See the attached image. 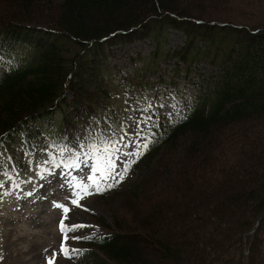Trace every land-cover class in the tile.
Segmentation results:
<instances>
[{
    "label": "trees",
    "instance_id": "1",
    "mask_svg": "<svg viewBox=\"0 0 264 264\" xmlns=\"http://www.w3.org/2000/svg\"><path fill=\"white\" fill-rule=\"evenodd\" d=\"M230 1L0 0V60L8 63L0 71L1 152L16 140L25 154L40 143L71 147L108 106L122 64L152 58L156 68L172 63L201 77L197 103L183 100L190 109L173 123L160 118L135 161L145 175L99 195L122 196L120 209L132 214L116 212L114 225H99L106 233L82 241L92 264L240 259L244 236L264 213V24L213 17ZM174 30L184 39L172 46ZM137 39L152 49L123 50ZM173 165L175 178L153 191ZM259 228L262 242L253 241L263 247L264 216Z\"/></svg>",
    "mask_w": 264,
    "mask_h": 264
},
{
    "label": "rangeland",
    "instance_id": "2",
    "mask_svg": "<svg viewBox=\"0 0 264 264\" xmlns=\"http://www.w3.org/2000/svg\"><path fill=\"white\" fill-rule=\"evenodd\" d=\"M206 6L212 7L210 4L203 7ZM215 8L218 9V7ZM219 8L223 11L213 17L225 22L247 20L252 24H264V0H231L227 5ZM171 38V45L175 46L183 43L184 35L174 30L171 31ZM151 49L152 46L147 45L141 39L123 47L124 51L132 53L149 52ZM7 65L6 60H0V71ZM122 66V72L118 74L120 79H114L112 82L108 106L97 110L94 119L87 124L86 130L77 132L75 142L80 137L86 140L98 126L100 131H104L111 125L112 130L118 133L120 123L126 117H129L126 122L129 130H132L131 113L125 112L126 99L162 96L163 99L169 101V106H171V98L167 95L171 92L178 101L175 109H172L171 117L184 115L190 109V105L194 106L197 103L201 86L199 82L201 77L199 78L197 73L194 76L196 80H192L187 77L182 67L173 70L172 63L163 62L159 68H156L152 58L141 59L134 66L132 63L122 64ZM207 72H209L208 68ZM199 73L202 74V71L199 70ZM125 93L129 95L126 96ZM183 100L189 106L183 104ZM152 103L156 104L158 101L153 99ZM160 118H165L163 112ZM16 141L10 144L6 151H0V182H2L0 183V264H49V258L53 257L54 250L56 255L53 258V264H92L94 253L85 248L82 242L84 239L63 241L69 249L75 250L70 252L68 257L60 251L63 239L60 231L61 217H66L65 224L85 225L86 227L78 228L75 232H68V235L87 239L106 233L107 230L101 226L106 220L114 225L112 220L116 212L119 216L127 218L132 212L128 210L124 213L123 208L120 209L122 196L111 193L99 197L102 192L91 191V194L79 199L82 207L71 204L69 200L71 191L65 184L69 177L66 173L64 176L59 175L64 171L63 167H56L53 163H44L50 160V154L56 158H59L60 154L51 152V148L47 153L40 151L46 146L43 143H40L31 153L25 154L19 147L18 140ZM165 151L163 148L158 151L156 154L158 161L162 160ZM154 160L152 165L155 163ZM37 165L40 168H37ZM175 166H172L171 173L165 175L162 181L157 179L152 188L153 191L163 190L167 186L166 182L175 178L177 173ZM45 168L49 171H43ZM72 171L76 175L79 170ZM146 172L145 163L135 164L134 162L125 177L115 186L127 187L143 177ZM112 188H105L103 192ZM54 201L66 204L69 212L65 214L61 208L53 206ZM139 202V207L145 211L147 202L143 204L142 200ZM136 209L138 210V206H134V211ZM263 216L264 213L257 218L254 227L244 236L241 246L242 254L237 264H249L250 262L264 264V246L260 247L253 241L255 236L259 240L262 237L263 232L258 227ZM125 225L128 226V224ZM131 227L132 230L135 229L132 224Z\"/></svg>",
    "mask_w": 264,
    "mask_h": 264
},
{
    "label": "snow or ice",
    "instance_id": "3",
    "mask_svg": "<svg viewBox=\"0 0 264 264\" xmlns=\"http://www.w3.org/2000/svg\"><path fill=\"white\" fill-rule=\"evenodd\" d=\"M125 95L128 96L129 94L125 93ZM167 95L171 98V106H169V101L163 99L162 96L141 97L135 100L126 99L124 102L126 105L125 112L131 113L132 130H129V125L126 122L129 117H126L125 120L121 121L118 133L113 131L109 125L104 131L97 129L99 135L90 134L86 140L83 137L78 138L71 147L68 144L60 147L53 142L40 149V151L47 153L49 148H56L60 154L59 158L52 157L50 154V160L44 163H53L56 167H63L64 171L60 172L59 175L64 176L66 173L69 177L65 184L71 191V197H69L71 204L82 207L79 204L81 197L91 194V191L103 192L105 188H111L120 183L131 164L143 155L149 144L155 139V129L161 127L158 122L162 112L168 122L173 123L171 120L172 109H175L178 101L175 100L171 92ZM153 99H156L158 103L153 104ZM166 109L167 111H164ZM37 168L40 166L37 165ZM72 170H79L78 174L74 175ZM43 171H49V169L45 168ZM53 206L61 208L65 214L69 212V207L66 204L54 201ZM65 218L62 216L60 222V231L63 237L60 251L68 257L70 252L75 250L69 249L63 241L86 238L75 235L69 236L68 232H75L78 228L86 226L83 224H65ZM55 255L54 250L53 257L49 258V264H53Z\"/></svg>",
    "mask_w": 264,
    "mask_h": 264
},
{
    "label": "bare ground",
    "instance_id": "4",
    "mask_svg": "<svg viewBox=\"0 0 264 264\" xmlns=\"http://www.w3.org/2000/svg\"><path fill=\"white\" fill-rule=\"evenodd\" d=\"M259 223V222H258Z\"/></svg>",
    "mask_w": 264,
    "mask_h": 264
}]
</instances>
